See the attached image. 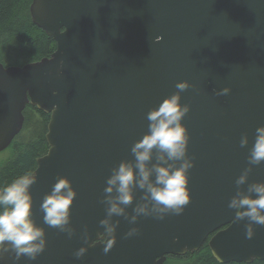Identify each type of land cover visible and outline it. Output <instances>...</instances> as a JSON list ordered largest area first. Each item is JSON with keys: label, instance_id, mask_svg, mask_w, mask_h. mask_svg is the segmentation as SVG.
Returning a JSON list of instances; mask_svg holds the SVG:
<instances>
[{"label": "water", "instance_id": "water-1", "mask_svg": "<svg viewBox=\"0 0 264 264\" xmlns=\"http://www.w3.org/2000/svg\"><path fill=\"white\" fill-rule=\"evenodd\" d=\"M29 14L55 50L23 66L0 63V153L21 132L27 105L49 116L48 149L36 160L30 188L32 218L47 246L35 261L6 255L0 264H164L205 241L220 264L217 257L223 264L264 260V226L246 239L248 221L234 222L228 208L255 129L264 125V0H32ZM185 80L191 86L180 102L190 111L182 123L195 162L190 203L164 220L142 216L130 225L113 217L120 224L106 254L109 241L99 223L106 216L99 203L106 178L133 158L132 144L147 131L146 113ZM224 87L229 94L213 92ZM244 133L249 144L241 148ZM58 176L77 192L71 239L44 224L40 210ZM257 181H264V164L249 175V183ZM141 196L137 190L130 214ZM133 226L139 235L125 239ZM81 246L87 252L77 260Z\"/></svg>", "mask_w": 264, "mask_h": 264}, {"label": "clouds", "instance_id": "clouds-1", "mask_svg": "<svg viewBox=\"0 0 264 264\" xmlns=\"http://www.w3.org/2000/svg\"><path fill=\"white\" fill-rule=\"evenodd\" d=\"M190 86L186 80L177 82L175 87L178 91L163 98L146 113L147 131L132 144L130 151L133 158L121 160L111 168L99 201L106 212L105 218L99 221L109 241L104 248L106 254L114 246L120 224L118 219L113 221V217H123L130 225H136L142 216L164 220L166 216L183 214L190 203L189 173L195 162L188 155L190 137L182 123L190 105L180 102L181 93ZM230 91L229 87L213 89L217 96L227 95ZM248 144L249 137L244 133L239 146L246 148ZM247 164L235 180L236 192L228 208L235 210L234 222L248 221L245 237L251 239L255 235V226H264V181L248 182L253 166L264 164V125L255 129ZM36 181V174L29 171L0 187V261L6 255L14 261H19L21 257L35 261L46 249V233L32 218L30 188ZM246 184L245 190L242 186ZM137 190L142 192V196L130 214L127 209L133 205ZM76 196L71 181L65 176H58L40 204L44 224L65 233L69 239L76 234L71 225V206ZM139 233L140 229L133 226L124 238ZM82 238L87 244L86 226ZM86 252L87 248L81 246L74 256L81 260ZM217 259L223 264L221 258Z\"/></svg>", "mask_w": 264, "mask_h": 264}, {"label": "trees", "instance_id": "trees-1", "mask_svg": "<svg viewBox=\"0 0 264 264\" xmlns=\"http://www.w3.org/2000/svg\"><path fill=\"white\" fill-rule=\"evenodd\" d=\"M32 0H0V63L4 66H23L48 58L55 50L54 41L31 21ZM21 132L7 149L8 157L0 164V187L9 184L25 172H33L37 158L48 149L45 141L49 116L27 105L23 111ZM164 264H220L211 255L207 241L183 256H167ZM246 264V263H227ZM250 264H264L254 260Z\"/></svg>", "mask_w": 264, "mask_h": 264}, {"label": "rangeland", "instance_id": "rangeland-1", "mask_svg": "<svg viewBox=\"0 0 264 264\" xmlns=\"http://www.w3.org/2000/svg\"><path fill=\"white\" fill-rule=\"evenodd\" d=\"M8 157L7 152H1L0 153V164Z\"/></svg>", "mask_w": 264, "mask_h": 264}]
</instances>
